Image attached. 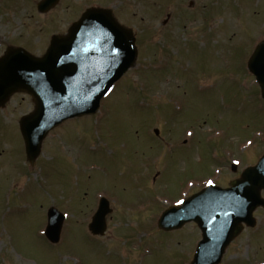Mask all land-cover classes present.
Segmentation results:
<instances>
[{
    "label": "rangeland",
    "instance_id": "374dc122",
    "mask_svg": "<svg viewBox=\"0 0 264 264\" xmlns=\"http://www.w3.org/2000/svg\"><path fill=\"white\" fill-rule=\"evenodd\" d=\"M38 1L0 0V53L10 42L40 53L48 34L65 31L89 7H106L135 30L139 58L103 103L110 137L101 138L94 117L67 121L47 139L34 173L19 119L0 118V148L7 154L0 157V264H191L199 235L188 226L166 234L158 220L165 200L187 194L189 181L210 178L225 187L233 161L241 172L264 154V103L246 69L254 43L264 39V0H61L42 15ZM205 18L217 19L215 33L225 39L213 34L207 41ZM26 110L24 104L13 112ZM248 140H254L250 147ZM159 171V184H152ZM83 182L91 195L116 200L104 241L89 232L92 210L78 195ZM51 205L70 214L58 245L44 236ZM258 218L257 229L237 240L224 264L263 261L264 211ZM121 230L128 235L117 237Z\"/></svg>",
    "mask_w": 264,
    "mask_h": 264
},
{
    "label": "water",
    "instance_id": "95a60500",
    "mask_svg": "<svg viewBox=\"0 0 264 264\" xmlns=\"http://www.w3.org/2000/svg\"><path fill=\"white\" fill-rule=\"evenodd\" d=\"M58 2L43 0L38 9L47 12ZM11 53L13 58L0 63L7 66V85L12 87L11 91L27 87L22 82L23 77L35 75V81L37 73L43 77L40 76L38 85L44 83V92L35 94L37 113L22 123L28 155L34 159L50 129L67 118L95 113L102 97L135 65L138 55L132 32L118 25L111 12L94 9L84 13L72 26L68 37L54 38L44 58L33 60L19 50ZM249 68L257 76L264 97V42L257 47ZM52 91L56 92L54 101ZM33 147L38 150H32ZM231 185L226 190L205 189L184 206L166 211L160 221V226L168 230L190 221L198 223L204 232V241L198 247L193 264H219L230 242L241 233L242 223L255 226L253 212L264 205L261 199L264 157ZM103 218L102 214L94 218L91 224L94 233L104 232ZM63 221L64 217L56 210L49 212L47 236L54 243L60 239Z\"/></svg>",
    "mask_w": 264,
    "mask_h": 264
},
{
    "label": "snow or ice",
    "instance_id": "6c2138e0",
    "mask_svg": "<svg viewBox=\"0 0 264 264\" xmlns=\"http://www.w3.org/2000/svg\"><path fill=\"white\" fill-rule=\"evenodd\" d=\"M87 50H91V49H87ZM189 135H191V133H189ZM249 143H251V141H249ZM207 183L209 184V185H211V184H213V181H211V180H209V181H207ZM178 203H182V201H178Z\"/></svg>",
    "mask_w": 264,
    "mask_h": 264
}]
</instances>
